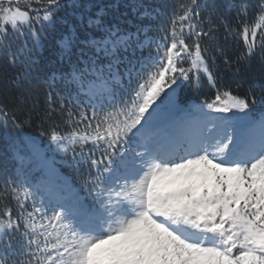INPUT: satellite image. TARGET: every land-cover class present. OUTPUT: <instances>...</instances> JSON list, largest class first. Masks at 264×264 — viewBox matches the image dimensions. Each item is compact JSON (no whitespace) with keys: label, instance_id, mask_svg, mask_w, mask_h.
<instances>
[{"label":"snow or ice","instance_id":"6c2138e0","mask_svg":"<svg viewBox=\"0 0 264 264\" xmlns=\"http://www.w3.org/2000/svg\"><path fill=\"white\" fill-rule=\"evenodd\" d=\"M223 7L0 0V57L24 66L12 107L0 104V139L16 162L0 189V264H264V95L218 86L212 55L224 53L222 34L240 49L223 57L225 71L264 62V0ZM49 39L55 59L33 67ZM41 72L44 146L22 131ZM205 77L215 95L191 102ZM54 113L64 128L49 123ZM52 150L85 169L83 195Z\"/></svg>","mask_w":264,"mask_h":264},{"label":"trees","instance_id":"16d2710c","mask_svg":"<svg viewBox=\"0 0 264 264\" xmlns=\"http://www.w3.org/2000/svg\"><path fill=\"white\" fill-rule=\"evenodd\" d=\"M157 2V0H153ZM162 2L171 4L173 0H162ZM216 3L221 6V12H224V5H226L227 0H216ZM250 4L255 5L258 3V0H249ZM228 18L235 24V15L234 11L230 13H224ZM147 23V21H145ZM220 47L224 49L223 55L217 52L215 49L212 51V55L216 58V66L213 68L215 75L217 76V85L225 84L230 86L233 94L239 96H245L249 93L254 94L257 99L261 95H264V62L261 61L259 54L254 57L250 62L241 63L239 72L235 71L236 65L233 64V69L231 71H225V66L223 64V57L227 56L230 61H235L236 57L239 55V47L234 43H225L223 35L220 37ZM55 49V42L52 39L45 40L43 48L40 52L35 53L34 57L38 61V66H44L47 64V61L50 59H55L53 52ZM209 65H212V57H209ZM24 70V66L16 65L12 66L8 63L6 57H0V104H7L9 108L12 107L14 103V97L19 94V89L15 88L11 81L16 77L18 73ZM35 75V73H34ZM47 79L45 72L40 73V80H33L35 87L32 89L34 96L38 97V107L33 109L32 112V125L31 127L25 126L23 128V133L28 136L34 137L42 146L48 143L46 136H40V128L37 127V124L40 120V115L43 114V111L46 107L45 97L48 92V86L44 83V80ZM55 91H53V96H55ZM188 95L191 102L199 103L203 99H211L215 95L214 89H212L208 83L207 78H203V85L198 91H194L191 88L188 89ZM18 119L23 120L24 114L21 113L18 116ZM49 123H58L61 128H64L63 120L60 115L53 114L52 119ZM44 128H48V124L44 125ZM11 129V122H10ZM22 153L27 151V146L23 143L20 144ZM49 156H55L64 161L65 157L61 153L59 155H54L48 153ZM58 169L62 177H66L74 186L80 189L81 194H84L82 188L83 175L85 169L81 168L79 173L72 168H69L65 163L61 162L57 164ZM16 162L9 158V154L6 153L5 142L3 139H0V189L3 188L4 182L9 179H16L15 173ZM60 176V177H61ZM29 180L40 179L47 180L48 177L46 174L31 173L29 174ZM14 207V206H13Z\"/></svg>","mask_w":264,"mask_h":264},{"label":"rangeland","instance_id":"374dc122","mask_svg":"<svg viewBox=\"0 0 264 264\" xmlns=\"http://www.w3.org/2000/svg\"><path fill=\"white\" fill-rule=\"evenodd\" d=\"M52 154H55V155H59V154H61L60 152H58V151H56V150H52V151H50ZM51 158L56 162L55 163V167H56V170H57V172L59 173V171H58V168H57V164L58 163H61V162H63L60 158H57V157H55V156H51ZM60 174V173H59Z\"/></svg>","mask_w":264,"mask_h":264}]
</instances>
